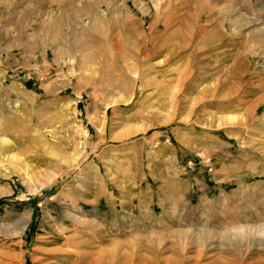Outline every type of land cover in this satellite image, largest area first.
Masks as SVG:
<instances>
[{"label": "rangeland", "instance_id": "obj_1", "mask_svg": "<svg viewBox=\"0 0 264 264\" xmlns=\"http://www.w3.org/2000/svg\"><path fill=\"white\" fill-rule=\"evenodd\" d=\"M264 0H0V264H264Z\"/></svg>", "mask_w": 264, "mask_h": 264}, {"label": "clouds", "instance_id": "obj_2", "mask_svg": "<svg viewBox=\"0 0 264 264\" xmlns=\"http://www.w3.org/2000/svg\"><path fill=\"white\" fill-rule=\"evenodd\" d=\"M221 236L226 240H244L255 237L264 240V221L239 223L221 230Z\"/></svg>", "mask_w": 264, "mask_h": 264}, {"label": "bare ground", "instance_id": "obj_3", "mask_svg": "<svg viewBox=\"0 0 264 264\" xmlns=\"http://www.w3.org/2000/svg\"><path fill=\"white\" fill-rule=\"evenodd\" d=\"M48 264H50V263H48Z\"/></svg>", "mask_w": 264, "mask_h": 264}]
</instances>
